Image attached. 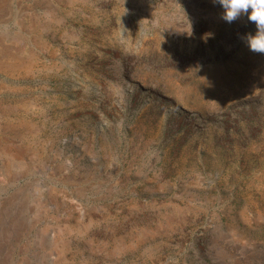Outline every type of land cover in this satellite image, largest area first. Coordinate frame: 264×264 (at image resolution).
<instances>
[{
  "label": "rangeland",
  "instance_id": "rangeland-1",
  "mask_svg": "<svg viewBox=\"0 0 264 264\" xmlns=\"http://www.w3.org/2000/svg\"><path fill=\"white\" fill-rule=\"evenodd\" d=\"M214 0H0V264H264V54Z\"/></svg>",
  "mask_w": 264,
  "mask_h": 264
},
{
  "label": "clouds",
  "instance_id": "clouds-1",
  "mask_svg": "<svg viewBox=\"0 0 264 264\" xmlns=\"http://www.w3.org/2000/svg\"><path fill=\"white\" fill-rule=\"evenodd\" d=\"M224 9L221 19L227 23L238 20L241 15L248 14V20L255 23L257 31L246 36L250 51L264 54V0H214Z\"/></svg>",
  "mask_w": 264,
  "mask_h": 264
}]
</instances>
